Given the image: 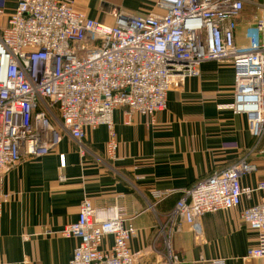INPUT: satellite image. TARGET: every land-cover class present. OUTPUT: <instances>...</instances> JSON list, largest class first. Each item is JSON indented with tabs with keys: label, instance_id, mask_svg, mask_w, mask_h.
Returning <instances> with one entry per match:
<instances>
[{
	"label": "built area",
	"instance_id": "1",
	"mask_svg": "<svg viewBox=\"0 0 264 264\" xmlns=\"http://www.w3.org/2000/svg\"><path fill=\"white\" fill-rule=\"evenodd\" d=\"M157 6L162 13L119 14L109 24L77 10L74 0H17L9 25L0 30V216L9 200L5 176L22 158L49 153L65 135L84 156L86 128L105 125L107 156L116 159L115 109L125 108L126 123L133 113L165 110L171 88L206 60L233 65L235 100L229 107L246 114L254 147L260 143L264 0H157ZM256 169L243 157L195 184L177 201L169 229L186 222L198 234L204 215L238 207L244 196L264 190V180L242 184ZM241 217L258 233L248 256L264 258V201L246 207ZM61 235L78 239L67 264H136L139 257L130 248L137 228L125 213L118 206H95L88 197ZM107 236L113 241L104 248Z\"/></svg>",
	"mask_w": 264,
	"mask_h": 264
},
{
	"label": "crops",
	"instance_id": "2",
	"mask_svg": "<svg viewBox=\"0 0 264 264\" xmlns=\"http://www.w3.org/2000/svg\"><path fill=\"white\" fill-rule=\"evenodd\" d=\"M17 0H0V30L9 25ZM88 17L114 24L119 14L162 13L157 0H74ZM232 64L206 60L196 74L171 88L167 107L155 115L114 111L117 157L107 156L109 130L86 128V155L68 135L49 153L24 157L5 176L9 200L0 216V264H67L78 243L61 235L78 219L86 197L95 206H118L136 226L130 241L136 264H264L248 256L258 233L242 211L264 201V190L244 196L238 207L204 215L201 232L183 222L165 238L159 220L166 221L177 201L195 184L243 157L257 169L242 177L256 186L264 180V136L254 147L247 116L230 108L235 100ZM24 236H28L25 239ZM107 236L104 248L112 244ZM178 259L173 261V256Z\"/></svg>",
	"mask_w": 264,
	"mask_h": 264
},
{
	"label": "rangeland",
	"instance_id": "3",
	"mask_svg": "<svg viewBox=\"0 0 264 264\" xmlns=\"http://www.w3.org/2000/svg\"><path fill=\"white\" fill-rule=\"evenodd\" d=\"M252 9L251 7L248 8V12H247V16L250 18ZM89 47L88 45H85V48ZM84 53L83 50H79L78 54L82 55ZM170 216H171V212L168 214L166 221L163 220H159L160 224H159V231L161 234L165 235V238H167L168 236H170V234L172 233V231L169 229V221H170Z\"/></svg>",
	"mask_w": 264,
	"mask_h": 264
}]
</instances>
